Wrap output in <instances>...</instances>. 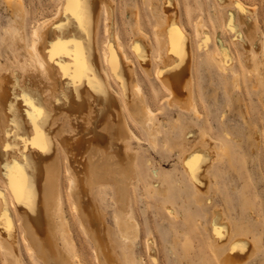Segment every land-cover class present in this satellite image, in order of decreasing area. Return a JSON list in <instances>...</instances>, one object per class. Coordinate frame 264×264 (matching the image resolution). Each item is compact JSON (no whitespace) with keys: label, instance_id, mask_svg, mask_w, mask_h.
Wrapping results in <instances>:
<instances>
[{"label":"rangeland","instance_id":"rangeland-1","mask_svg":"<svg viewBox=\"0 0 264 264\" xmlns=\"http://www.w3.org/2000/svg\"><path fill=\"white\" fill-rule=\"evenodd\" d=\"M101 1L104 0H85L91 7V11H87L86 14L94 15L92 16L93 22L94 20L95 23L98 22L96 24V26L98 25L97 31L96 27L94 29L97 33L95 39L103 47L110 33L104 30L106 29L104 28V15L101 14L98 17L96 9L92 11V7L95 8L96 4ZM236 1L248 9L244 16L248 25L254 24L257 42H244L241 39L239 34L247 35L248 29L246 24H243L239 19ZM150 2L151 0H113L110 6V11H112L110 29L112 30L113 25L114 32H118L120 35L123 49L130 59L132 58L130 62L133 61L131 62L132 66L138 73L145 99L156 111L155 118L162 133L159 135L156 149L150 147L148 141L146 142L145 131L129 116L131 126L143 138L141 142H137L136 139L131 141L137 182L129 188V199L125 203L128 207L122 205L123 209L127 208L125 211L128 212L129 220L138 221V236L128 243L132 246V261L134 264H221L225 256L227 258V255L229 256L230 252L234 251L233 248L242 243L236 244V242L244 238L251 246V254L246 256L243 264H264V0H174L175 13L182 27L180 28L189 38L192 50L189 64L191 72L189 73H192L193 94L199 114L201 112L195 118L191 117L190 110L180 108L177 104L172 103L173 100L169 101L170 98L172 99L168 96L170 95L169 90L153 73L148 74L142 69L140 61L131 47L132 38L135 39V36H139L140 30L147 34L145 42L147 44L148 41V46L151 39H155L154 26L158 19L153 15ZM162 2L163 0H157L159 7ZM64 3L67 1L0 0V69L5 65L15 67L17 65L14 50L5 41L6 36L13 35V32L18 31L26 43L30 42L32 29L50 18L55 10ZM93 12L95 13L93 14ZM200 17L202 18L201 29H204L205 35L201 38L197 35L199 29L196 30ZM113 30L110 32L114 33ZM251 44L252 46H250ZM215 53L223 55L227 65L225 68L218 66ZM155 54L156 49L153 47L151 49L153 72L157 65ZM251 54L253 55L251 56ZM252 57L255 58V63L251 62ZM179 60L177 59L182 63ZM111 80L117 85L114 76H111ZM42 95H45L44 91ZM168 97H170L168 100L165 99ZM168 102L172 103L171 107ZM34 103L37 109L46 112L47 109L41 103H38L37 100ZM59 103L57 107L59 111L56 110V115L62 123L67 107L64 103ZM40 104L42 108L38 107ZM88 107H86L87 110H89ZM60 108L62 109L60 110ZM21 110L19 126L16 127L20 133L17 134L15 131L18 142H23L21 147H18L20 153L14 151L16 148H13L15 146L10 142L5 150L7 155H5L6 153L3 155V157L6 156L4 157L5 161H2V163L10 164L12 170L18 163L22 168H25V165H31L28 163L30 160L32 163L33 159L36 162L35 164L33 162L30 169L34 167L33 165L41 164V161L37 162L36 154L31 153L29 148L25 147L28 144L29 136L25 139L23 134H28L27 129L29 130L32 125L37 127L44 123L41 117L39 120L42 123L38 119L34 122V114L29 112L31 110L27 109V113L25 107ZM58 112L60 116H58ZM32 116L33 121L29 120ZM23 126H26V130ZM38 128L41 129V126ZM185 129L188 134L197 132V137H194L196 139H199V136L202 137L201 133L207 132L211 138L213 137L215 149L217 148L214 152L216 155L211 154L213 158L204 153V160L211 162L209 163V177L211 178L209 180L211 181L208 187L200 185L203 192H196L179 162L181 149L179 140ZM46 141L48 142V140ZM38 142L40 143V141ZM88 142L90 144L93 141L87 140L84 143L88 145ZM221 143L223 144L222 149ZM48 144L52 145L49 142ZM193 145L194 139L189 143L190 147ZM57 146L62 165L58 178V191L62 197L61 207H64L58 212L62 219L61 225L64 226L67 223V228H70L69 240L74 247V253L79 256L80 263L99 264L95 256V241L91 240L92 236L90 238V234L93 235V232L90 233V231H93L92 227L95 230L96 223L93 221V225L89 220V222L86 220L88 224L82 223L77 211L72 206V199L67 190V173L65 172L68 163L66 152L60 144ZM88 154H93V151ZM32 156L33 159H31ZM26 168L29 171L28 166ZM44 169L40 170L44 175L42 179H46V169L45 172ZM12 170L8 175L13 179L9 178L13 184L18 183L19 178L24 182L31 176L26 177L27 174H25V176L19 177ZM30 171L28 175L32 172L35 173L34 168ZM26 181L25 183L28 184L29 181ZM0 187L5 190V196L11 204L12 192L8 182L1 175ZM101 191L105 197L101 207L105 213L106 223L114 230V236L120 240L121 237L116 234L119 231L113 221L116 211L112 198L114 191L110 186H104ZM51 205L54 204L51 203L50 207H52ZM9 206V214L17 231L15 243L18 248L17 253L22 264H44L38 260L36 255L29 253V245L22 234L24 233V224L22 225L24 219L20 210L12 204ZM220 215H222V220L219 219ZM38 216L41 218L43 215ZM43 217L40 219L41 223L45 218ZM213 217H217L216 221ZM46 221L50 222L48 218L44 220V223ZM221 221L225 222L222 226L226 230L229 229L227 232L229 237L228 240L224 238L226 243L222 242L224 239L219 241L216 246L220 247L215 248L216 229L214 230L212 226L221 227ZM48 223L46 222L45 226L43 224L42 226L47 228ZM82 224H87L88 227L91 224L90 230L85 225L83 228ZM220 242L225 245H220ZM233 242L235 247L231 248ZM17 258L9 255L0 246V264H14Z\"/></svg>","mask_w":264,"mask_h":264},{"label":"bare ground","instance_id":"bare-ground-1","mask_svg":"<svg viewBox=\"0 0 264 264\" xmlns=\"http://www.w3.org/2000/svg\"><path fill=\"white\" fill-rule=\"evenodd\" d=\"M66 1L67 3L60 5L50 18L32 29L30 42L26 43L18 31L13 32V35H7L5 38L6 43L14 50L17 65L16 67L5 65L0 69V175L9 184V189L13 195L11 204L20 210L19 212L24 219L22 223V225L24 224V233L22 234H24L23 238L27 240L29 245V253L36 255L38 260L44 264L80 263L79 256L74 253V247L69 240L70 228H67V223L64 226L61 225L62 219L58 214L63 207H61L62 197L58 191V178L62 168L57 146L60 144L66 152L68 162L67 166L64 167L67 173V190L72 199V206L77 211L82 223H85L86 220L91 221V224L93 221L96 223L93 224L96 227L95 230L92 227L93 231H90V233L93 232V235L89 234L90 238L93 237L91 240L95 241V256L99 264H134L131 258L132 246L128 243L129 241L131 243V240L138 236V221L129 220L127 208L123 209L122 205H125L129 199L130 186L137 182L131 141L136 139L137 142H141L143 138L131 126L129 116L145 131L146 142L148 141L150 147L156 149L159 135L162 133L155 118L154 113L156 111L145 99L138 73L132 66L131 62L133 61L130 62L132 58L130 59L123 49V44L120 43V35L118 32H114L113 25L114 33H111L112 11H110V6L113 0H104L97 3L95 8L92 7V11L96 9L98 17L101 14L104 15V28H106L104 30L110 33L103 47L95 39L98 22L95 23V20L93 22L92 16L94 15L86 14L87 11H91V7L83 0L79 15H75L68 10V0ZM236 2L239 9V19L243 24H246L248 29L247 35L239 34L241 39L244 42H257L254 24L248 25L244 16L248 9L245 8V5L243 7L239 1ZM150 8L153 15L158 19L154 26L155 39H151L148 46V41L147 44L145 42L147 34L140 30V35L135 36V39L132 38L131 47L135 51L142 69L148 74L153 73L169 90L170 95L168 96L172 99L170 97L165 99L170 98L169 101L173 100L172 103L175 105L190 110L192 112L191 117H198L201 112L199 114L193 94L192 73H189L191 72L189 64L192 58V50L190 40L181 30L182 27L177 19L175 2L174 0H163L159 7L157 0H151ZM201 19L200 17V21H197L198 28H196V30L199 29L197 35L200 38L204 35V29H201ZM197 22L195 23L197 24ZM95 27L96 31L94 30ZM183 30L185 29L183 28ZM92 32L94 33L93 36ZM153 47L156 49L155 59L157 61L154 72L152 71L153 59L151 55ZM214 55L218 66L225 68L226 62L223 55L216 53ZM177 59H180L184 64L178 62ZM252 59L250 61L255 63V58L252 57ZM111 76L115 77L117 85L112 82ZM43 91L45 92L44 96L42 95ZM24 95L29 96L33 103L37 100L47 109L46 112H43L45 115L41 116L44 127L43 125L37 127L32 125L29 130L27 129L28 134H23V138L29 136L28 144L25 147H28L31 153L36 154L34 155L38 158L37 162L41 161L42 165H38L39 163L33 165L32 168H34L35 173L32 172L28 175V172L32 170L30 167L33 162L34 164L36 162L33 156L31 157L33 162L30 163L32 161L30 160L28 163L31 165H25L28 166L29 171L26 167L19 166L18 163L13 169L14 172L19 177L25 176V174H27L26 177L31 176L29 179L25 177L27 181L24 180V182L19 178L18 183L13 184L11 181L13 179L8 175L9 171L12 170L11 166L6 162L2 163L6 157L3 155L6 153L8 143L11 142L15 146L13 147L16 148L14 151H18V147L23 144L16 139V133H20L16 127L19 126L21 109L25 107L26 113L31 110L29 111L31 114L37 110L35 103L31 106L24 104L21 99ZM165 96L167 97V95ZM148 98L150 97L148 96ZM59 102L64 103L67 107L62 123L56 115ZM168 103L170 104V102ZM41 104L37 106L41 107ZM33 116L29 120L33 119ZM26 120L28 121V118ZM32 121L30 122L32 123ZM40 123L42 122L40 121ZM40 126V134L52 144L47 142L48 145L46 144L47 147L43 150L42 147L37 149L32 143L37 137L36 129ZM25 127L23 126L24 129ZM185 131L186 129L179 140L181 148L179 162L196 192H203L200 185L208 187L211 181L209 180L211 179L209 177V163L211 162L204 160V153L212 156L217 148L215 149L213 137L211 138L207 132L201 133L202 137L199 136V139H196L194 137H197V132L188 134ZM192 139H194V145L190 147L189 143ZM87 140L93 142L90 144L88 142L86 145L84 142ZM222 147L223 144L221 143V149ZM92 151L93 154H88ZM18 152L20 153V151ZM19 153H17L18 156H20ZM41 169H44L46 179H42L44 175L41 174ZM25 181H29V183L27 184ZM104 186H110L114 191L112 198L116 211L113 215V221L119 231V233L116 231V234H119L120 240L114 236V230L107 225L105 213L101 207V203L105 199L101 191ZM7 202L5 190L0 187V246L15 259L18 257L14 264H22L15 244L16 226L9 214V205L11 204L8 202L9 205H7ZM51 203L54 204L51 205L52 207H50ZM125 207L128 206L125 205ZM171 213L174 214V212ZM38 215L45 217L42 216L44 218L42 223L40 221L42 217L39 218ZM47 218L50 222L46 221L48 226L45 228L42 224L45 226L44 220ZM216 218L213 217L215 221ZM219 219H223L222 215ZM87 224H84L85 227ZM223 224L225 222L222 223L221 221V227L212 226L214 230L216 229L215 245L213 244L215 248L220 247L216 246L219 241L229 237L227 234L229 229L226 230L222 226ZM90 225L87 226L88 230H90ZM88 230L86 231L89 232ZM213 233L215 234V232ZM238 241L236 244L242 243L236 247L234 242L232 244L234 246L231 245V248H235L229 256H233L227 255V258L225 256L221 264H243L246 256L251 254L250 244L244 238ZM221 244L223 243L220 242Z\"/></svg>","mask_w":264,"mask_h":264},{"label":"snow or ice","instance_id":"snow-or-ice-1","mask_svg":"<svg viewBox=\"0 0 264 264\" xmlns=\"http://www.w3.org/2000/svg\"><path fill=\"white\" fill-rule=\"evenodd\" d=\"M82 2L83 0H68V10L75 15H79V10L82 5ZM69 43H71V41H69ZM21 99L23 100L25 105H29V106L33 105V100L29 96L24 95L21 97ZM42 115H43V111L41 109H37L36 112L34 113V120L39 119ZM36 131H37V137L32 141V143L34 146L42 147L43 150L44 148H46L47 141L40 134L39 128H37ZM37 141H40V143L37 144ZM21 175H23L22 172Z\"/></svg>","mask_w":264,"mask_h":264}]
</instances>
